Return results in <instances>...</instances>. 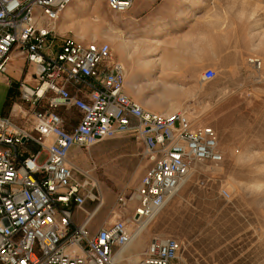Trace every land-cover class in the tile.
Here are the masks:
<instances>
[{
  "label": "built area",
  "instance_id": "1",
  "mask_svg": "<svg viewBox=\"0 0 264 264\" xmlns=\"http://www.w3.org/2000/svg\"><path fill=\"white\" fill-rule=\"evenodd\" d=\"M76 1L0 0V73H7L9 57L17 51L37 70V87L23 83L21 98L37 104L48 92L54 95L48 109L30 120L14 111L0 117V264H122L117 253L164 210L192 165L223 163L212 127H200L182 112L146 110L126 94V69L110 62L109 44L56 41L61 13ZM136 1L106 0L116 13L129 11ZM216 76L207 69L203 81ZM60 108L80 113L72 130ZM123 135L144 146L147 170L135 193L120 198L128 215L92 232L84 206L93 176L74 167L69 154L74 147L86 149ZM28 142L38 151L19 156ZM76 210L85 214L81 223ZM137 264L187 263L179 241L154 238Z\"/></svg>",
  "mask_w": 264,
  "mask_h": 264
},
{
  "label": "rangeland",
  "instance_id": "2",
  "mask_svg": "<svg viewBox=\"0 0 264 264\" xmlns=\"http://www.w3.org/2000/svg\"><path fill=\"white\" fill-rule=\"evenodd\" d=\"M230 7L248 12L224 19L229 33L222 37L226 48L218 50L209 38L193 33L195 25L180 43L132 40L130 10L113 12L106 0L76 1L61 13L55 27L56 41L69 37L109 44L112 60L126 69V94L144 109L187 112L198 126L212 127L217 134L223 163L192 165L181 188L143 233L145 254L152 239L171 238L181 243L187 264H264V0H232ZM172 45L178 48L170 49ZM180 56L186 65L170 59ZM207 69L217 73L209 82L203 81ZM8 94L9 87L0 80V117ZM13 102L10 113L14 108L15 115L29 120L47 108L45 102L24 101L21 94ZM57 112L72 124L79 119L75 109ZM79 149L86 155L80 168L93 176L84 210L96 232L128 215L120 198L135 193L146 173L144 146L132 135H123ZM45 159L42 155L40 162ZM80 213L78 222L85 217ZM134 246L122 264L144 258L133 259Z\"/></svg>",
  "mask_w": 264,
  "mask_h": 264
},
{
  "label": "crops",
  "instance_id": "3",
  "mask_svg": "<svg viewBox=\"0 0 264 264\" xmlns=\"http://www.w3.org/2000/svg\"><path fill=\"white\" fill-rule=\"evenodd\" d=\"M214 3L217 4L218 8L210 9L209 7ZM196 4L199 7L197 9L195 8ZM231 5L232 0H139L129 11L131 15L130 32L132 40H136L137 42L147 40L154 44L164 41L171 42L172 44L180 43L184 34L190 33V27L195 25L193 33L202 38H209L213 49L226 48L224 45H221L224 43L222 37L229 33L225 29L226 21L224 19L226 17H243L248 12L240 9L236 10L230 7ZM196 18L200 20L194 23V19ZM175 48L178 47L175 45L170 46V49ZM22 56L17 51H13L9 57L7 74L0 75V80L9 89L12 88L13 90L9 98V105H5L4 116L10 114L11 106L14 104L13 100L15 98L18 99L20 84L27 83L31 87L38 85L36 78L33 76L36 73L33 71L35 67L28 63L26 57L22 58ZM170 59H174L175 62L173 63L177 65L187 64L186 58L182 56ZM110 60L111 63L119 62L113 61L112 56ZM53 96V93L48 92V95L42 99L41 102L46 103V109H48V100ZM60 109L67 111L65 108ZM13 111L14 108L11 113ZM78 114L80 119L81 115L79 112ZM62 117L66 128L69 130H72L79 122L78 119L72 124L67 121L64 115ZM36 151H38L37 145L33 142H28L19 150V156H28ZM42 155H45V153ZM69 161L74 167L82 169L80 166L86 162V155L82 154L78 147H74L70 151ZM95 184L98 185V182L95 181ZM80 215H82L80 211L76 210L75 218L77 222ZM144 256L145 253L140 257L143 258ZM127 264L129 263L127 262Z\"/></svg>",
  "mask_w": 264,
  "mask_h": 264
},
{
  "label": "bare ground",
  "instance_id": "4",
  "mask_svg": "<svg viewBox=\"0 0 264 264\" xmlns=\"http://www.w3.org/2000/svg\"><path fill=\"white\" fill-rule=\"evenodd\" d=\"M67 9V8H66ZM65 9V10H66ZM61 18V17H60ZM60 20V19H59ZM59 22V21H58ZM57 22V23H58ZM57 25V24H56ZM255 62H257L256 60H254V61H252L251 60V63H255ZM43 90L44 89H42L41 91H40V95H42L43 94ZM179 112V111H178ZM180 112H182V113H184V114H186L187 116H188V113L187 112H184V111H180ZM163 114H166V113H163ZM197 163H200V162H196V163H194V165H196ZM192 170H193V168H192ZM191 170V171H192ZM188 178V177H187ZM102 204L103 203H101L100 205H99V207H98V209L97 210H99L101 207H102ZM131 205V204H130ZM155 219H153V221H154ZM153 221H151L148 225H146V226H144L142 229H141V231H140V234H139V236H138V238L136 239V241H134L128 248H126V249H124V250H121V251H119L120 253L118 254V256L116 255V259H117V261H123L124 259H125V253L127 254V252H129V250L138 242V244H136L135 246H134V248L133 249H140L139 251H136V252H133V249L130 251V253L131 254H135L136 255V257H135V259H138V258H141L140 256L142 255V254H144L145 253V250H146V245L144 244V238H143V233L146 231V230H148V226L153 222ZM145 234V233H144ZM143 239V240H142ZM140 240V241H139ZM146 255V254H145ZM145 257V256H144ZM144 259V258H143ZM137 261V260H136ZM136 261H134L132 264H134V263H136Z\"/></svg>",
  "mask_w": 264,
  "mask_h": 264
},
{
  "label": "trees",
  "instance_id": "5",
  "mask_svg": "<svg viewBox=\"0 0 264 264\" xmlns=\"http://www.w3.org/2000/svg\"><path fill=\"white\" fill-rule=\"evenodd\" d=\"M12 93H13V90H12V88H10L9 94H8V101L6 102V106L9 105V98L11 97Z\"/></svg>",
  "mask_w": 264,
  "mask_h": 264
}]
</instances>
